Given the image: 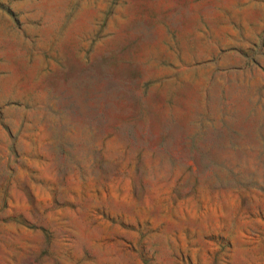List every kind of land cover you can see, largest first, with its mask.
I'll list each match as a JSON object with an SVG mask.
<instances>
[{"label": "rangeland", "instance_id": "obj_1", "mask_svg": "<svg viewBox=\"0 0 264 264\" xmlns=\"http://www.w3.org/2000/svg\"><path fill=\"white\" fill-rule=\"evenodd\" d=\"M0 264H264V0H0Z\"/></svg>", "mask_w": 264, "mask_h": 264}]
</instances>
